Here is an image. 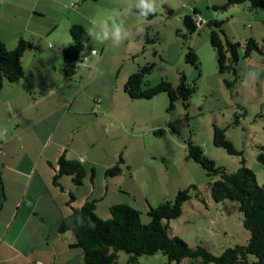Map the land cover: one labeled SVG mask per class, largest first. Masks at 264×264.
Returning <instances> with one entry per match:
<instances>
[{
  "label": "rangeland",
  "instance_id": "374dc122",
  "mask_svg": "<svg viewBox=\"0 0 264 264\" xmlns=\"http://www.w3.org/2000/svg\"><path fill=\"white\" fill-rule=\"evenodd\" d=\"M5 1L0 0V41L9 50L20 39L40 48L29 50L22 58L28 59L33 69L37 68L38 84L48 76L55 85L60 84L65 65L61 51L72 45L74 25L84 29L82 41L87 53L94 49L103 55L100 62L96 60L99 73L87 92L95 96L94 107H101L96 110L110 116L106 115L102 128L95 132L97 139L94 146L91 144L95 161L92 167L86 168L83 186L71 183L77 198L75 205L80 208L87 200L95 199L96 215L107 220L111 217L110 206L125 203L138 210L144 224H148L150 208L174 201L180 191L191 189V198L182 216L169 221L170 233L193 249L204 247L215 255L246 245L251 234L244 227L239 203L227 200L216 203L212 199L210 184L217 177L209 176L201 165L190 159L189 144L199 146L216 167L235 173L245 166L256 174L258 185L264 184V163L259 159L264 155V8L253 9L249 0L231 5L227 10L220 7L229 0H166L163 11L151 21L131 15L148 25L143 26L142 34L132 28L131 43L126 40L116 48L111 43L91 39L86 31L91 27L89 18L105 16L124 0ZM73 4L78 7L72 8ZM196 8L200 17L223 22L221 38L225 34L240 43L236 74L220 73L217 53L211 45L213 28L204 26L202 31L192 32L185 27L184 17L194 15ZM250 39L258 43L259 52L248 58L245 44ZM191 50L198 56V68L186 61ZM146 64L153 67L146 77L150 86L162 80L176 86L181 75L189 85L195 84L196 92L188 107L179 100L170 110V101L164 92L151 100H132L125 93L129 76ZM250 70L258 71L259 79L245 86L243 81ZM91 75L94 73L89 70L84 77L89 80ZM214 127L226 130L227 139L240 154L230 155L226 148L214 146ZM75 134L76 131L71 132L70 145ZM77 158L75 154L73 159ZM120 159L122 173L107 175ZM70 193L66 192L69 200ZM129 256L126 251L119 252V262L128 264ZM255 259L252 257L251 261ZM167 263V256L159 252L141 256L137 264ZM171 264L204 263L201 259L186 258Z\"/></svg>",
  "mask_w": 264,
  "mask_h": 264
},
{
  "label": "trees",
  "instance_id": "16d2710c",
  "mask_svg": "<svg viewBox=\"0 0 264 264\" xmlns=\"http://www.w3.org/2000/svg\"><path fill=\"white\" fill-rule=\"evenodd\" d=\"M243 1L245 0H229L220 9L227 10L231 5L240 4ZM249 2L253 9L264 8V0H249ZM77 7V4L72 5V8ZM215 9L218 8L215 7ZM193 12L194 15L184 17L185 27L192 32H200L202 29L197 27L196 21L205 20L204 26L213 28L211 30V45L217 53L220 73L231 71L236 74L235 67L239 61L240 43L233 42L225 34L221 38L223 22L208 21L200 17L197 10ZM172 13L171 11L170 14ZM154 17L149 16L147 20L151 21ZM71 35L72 45L63 50L65 62L63 75L66 78H72L78 73L79 67H76V61L80 58V53L85 51L82 41L83 27L74 25L71 28ZM39 49L33 42L20 39L17 46L9 50L0 41V92L5 84L17 83L25 78L22 58L29 50ZM254 52H259L258 43L254 39H250L245 44V57L250 58ZM99 57L101 56L99 55ZM186 61L198 68V56L192 50L189 51ZM152 68L146 64L131 74L125 85V93L132 100H151L164 92L169 98L170 110L175 108L176 102L179 100L188 107L193 93L196 92L195 84L189 85L186 83L184 75H181L180 83L176 86L164 80L155 86H150L146 83V77L152 73ZM213 144L216 147L226 148L230 155L240 154L227 139L225 129L214 127ZM65 155L66 151L60 155L58 169L53 178L54 185L60 187L62 191L63 186L60 182L62 176L72 177L74 184L79 187L83 186L87 176V170L80 161L69 160ZM189 157L201 165L209 176L217 177L210 184V194L216 203L225 200L239 203V210L244 216V227L251 234L246 245H237L225 249L220 255H215L204 247L193 249L183 239L170 233L169 221L182 216L183 208L191 198V189L180 191L174 201H166L158 207L150 208L148 224H144L138 210L125 203L110 206L111 217L104 220L95 213L97 201L95 199L87 200L80 208H72L71 214L61 221L59 231L61 233L70 231L75 234V246L83 250L86 264H121L118 259L121 251H126L130 255L128 264H137L141 256H153L159 252L167 256L169 260L167 264L180 263L186 258L201 259L204 264H264V184L258 185L256 174L245 166L240 167L235 173H228L226 170L216 167L215 163L204 155L202 149L192 143L189 144ZM259 159L261 163H264V155H261ZM122 163L123 160L120 159L106 174L115 176L122 173L120 167ZM94 172L93 169L92 179L95 175ZM69 197L71 206L75 202V196L70 193ZM252 257L256 259L251 261Z\"/></svg>",
  "mask_w": 264,
  "mask_h": 264
},
{
  "label": "crops",
  "instance_id": "0c3cea01",
  "mask_svg": "<svg viewBox=\"0 0 264 264\" xmlns=\"http://www.w3.org/2000/svg\"><path fill=\"white\" fill-rule=\"evenodd\" d=\"M144 25L148 23L125 18L129 31ZM132 40L130 35L126 42ZM99 55L90 59L100 62ZM27 60L22 59L25 78L8 84L4 95L0 92V264H86L75 234L59 231L61 221L78 208L76 201L69 205L66 195L74 182L62 176V191L53 178L65 151L69 160L82 159L85 169L95 161L91 144L109 115L96 110L95 96L87 92L99 71L86 80L88 71L80 68L72 78L63 75L59 85L49 76L38 84V70Z\"/></svg>",
  "mask_w": 264,
  "mask_h": 264
},
{
  "label": "clouds",
  "instance_id": "9594fccd",
  "mask_svg": "<svg viewBox=\"0 0 264 264\" xmlns=\"http://www.w3.org/2000/svg\"><path fill=\"white\" fill-rule=\"evenodd\" d=\"M165 3L166 0H124L120 7L111 9L105 16L89 18L91 27L86 31V34L99 43H111L113 47L119 48L124 41L129 39L130 35V31L125 27L126 17L136 15L142 20H147L149 16H156L161 13ZM143 31V26L137 27V34H142ZM128 46L130 47V44ZM95 54L94 49L90 54H87V49L82 51L80 53L82 62H79L76 67L96 73L98 66L94 60L90 59ZM259 75L260 73L256 70L248 71L243 84L247 86L249 82H255L259 79ZM2 138L0 136V139Z\"/></svg>",
  "mask_w": 264,
  "mask_h": 264
},
{
  "label": "built area",
  "instance_id": "2783aa9c",
  "mask_svg": "<svg viewBox=\"0 0 264 264\" xmlns=\"http://www.w3.org/2000/svg\"><path fill=\"white\" fill-rule=\"evenodd\" d=\"M206 23H205V20H197L196 21V25H197V27L199 28V29H201L202 28V26H204ZM95 55H98V52L95 50ZM79 62H82V60H81V58H79L77 61H76V65L79 63ZM98 107H96V109H97ZM80 161H82V159H80ZM34 264H43V263H40V262H36V263H34Z\"/></svg>",
  "mask_w": 264,
  "mask_h": 264
}]
</instances>
